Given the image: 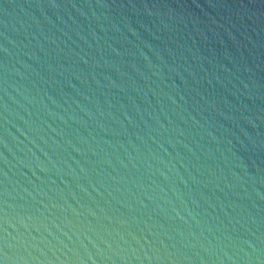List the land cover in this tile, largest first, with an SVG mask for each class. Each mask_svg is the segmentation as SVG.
<instances>
[{
	"label": "water",
	"instance_id": "95a60500",
	"mask_svg": "<svg viewBox=\"0 0 264 264\" xmlns=\"http://www.w3.org/2000/svg\"><path fill=\"white\" fill-rule=\"evenodd\" d=\"M0 261L264 264V0H0Z\"/></svg>",
	"mask_w": 264,
	"mask_h": 264
},
{
	"label": "snow or ice",
	"instance_id": "6c2138e0",
	"mask_svg": "<svg viewBox=\"0 0 264 264\" xmlns=\"http://www.w3.org/2000/svg\"><path fill=\"white\" fill-rule=\"evenodd\" d=\"M5 247V246H4ZM0 264H3V261H0Z\"/></svg>",
	"mask_w": 264,
	"mask_h": 264
}]
</instances>
